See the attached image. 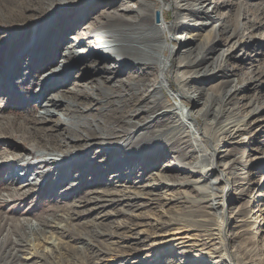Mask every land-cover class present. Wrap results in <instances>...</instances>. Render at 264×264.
I'll return each mask as SVG.
<instances>
[{"label":"bare ground","instance_id":"6f19581e","mask_svg":"<svg viewBox=\"0 0 264 264\" xmlns=\"http://www.w3.org/2000/svg\"><path fill=\"white\" fill-rule=\"evenodd\" d=\"M160 1L162 5L155 0H17L19 10L12 18L14 21H10L14 26L0 28V51L7 45L12 46L5 59L6 77L11 88L19 89L28 99L13 117L0 116V144L27 153L30 159L36 157L37 161L30 163L28 158L17 154L3 167L22 166L17 171L13 169L19 174L13 171L12 182L18 181L21 172L27 179L34 177V187H39L47 178L44 185L49 183L52 197L56 194L76 197L81 190L102 188V192L78 193L82 194H77L82 196L78 205L64 203L66 210H71L67 218L83 215L85 212L79 209L88 205L95 206L87 209L89 212L122 203L134 207L133 202L149 201L156 196L155 201L165 205L182 204L184 209L179 214L196 218L179 223L197 232V242L191 246L193 251L210 258L209 264H247L248 251L244 253L240 248V254H236L237 250L235 253L226 250V244L237 236H244L251 229V220L241 218L236 225L238 231L230 234L227 231L226 235L225 200L233 203L240 198L231 200L232 194L227 195L224 187L213 188V183H209V177L218 172L215 154L224 153L221 161L233 156L230 150L220 148L230 145L229 140L237 133L227 130L221 137L209 135L223 112L222 105L241 90L237 85L231 86L233 92L226 90L230 83L226 80L230 64L222 62L225 51L220 47L226 43L224 32L234 19L224 16L218 26L209 29V34L214 33L210 41H199L188 34L193 28L206 27V23H192V20L210 18L203 9L209 0ZM219 10L218 4L211 17L218 18ZM155 11L164 24L169 23V11H172L170 26L166 29L158 26L154 21ZM155 20L159 22L158 18ZM166 32H177V43L168 36L163 37ZM11 36L15 38L11 40ZM164 42H169L171 48L167 49ZM169 69L173 71L170 78L167 77ZM242 69L232 65L231 76H237L238 84L257 80L256 72L246 73ZM208 77L225 80L208 92L198 86ZM178 103L189 109L182 112L185 121L176 112ZM4 111L5 107L1 109ZM210 114L211 121L207 120ZM229 115L226 121L235 116L233 112ZM195 130L200 134L199 139L193 133ZM25 142H32L31 150L23 146ZM93 145L98 149L83 155ZM207 145L211 149L205 154ZM9 154V151L1 152L0 159L7 160ZM86 156L91 157L84 159ZM166 158L172 161L161 165L157 173L145 175ZM230 162H224V172L233 171L232 165L238 160ZM133 177L148 179L149 185L129 190L125 185ZM58 178L63 180L60 182ZM236 178L231 177L233 186ZM27 179L8 192L7 199L23 201L21 187L27 185ZM224 182L228 184L226 178ZM236 185V189L241 188L237 195L242 196L244 183ZM116 186L123 189L116 191ZM93 193L99 195L92 196ZM246 211L242 206L239 214ZM55 212L50 210L49 218L43 217L32 224L25 219H13L5 235H1L5 224L0 223V264H29L18 262L22 259L19 253L31 244L32 238L37 239L44 226L58 219ZM120 212L128 214L123 209ZM173 221L159 223L157 229H168L175 225ZM105 225L94 221L89 227L97 229ZM56 227L64 230L63 226ZM126 228L133 229V225L118 222L107 232L77 230L76 239L90 244L95 235L126 241L132 236L118 232ZM171 238L161 244H169L172 250L182 244L172 246L176 238ZM65 247H55V251L46 252V257L72 264L62 252ZM33 257L46 262L45 256L34 254ZM204 261L197 259L195 263Z\"/></svg>","mask_w":264,"mask_h":264},{"label":"rangeland","instance_id":"374dc122","mask_svg":"<svg viewBox=\"0 0 264 264\" xmlns=\"http://www.w3.org/2000/svg\"><path fill=\"white\" fill-rule=\"evenodd\" d=\"M155 1L162 5L160 0ZM218 4L220 5L219 17H211V12ZM167 9L171 10L170 8ZM203 9L208 11L210 18L202 17V19H194L192 23H206V27H199V29L193 28L188 35L197 38L199 41H208V39L210 41L214 33L209 34V29H211L213 25L218 26L224 16L234 19L232 25L224 32L227 41L221 44L220 47L225 51V57L222 59V62L230 64L228 72H226L228 77L226 80H230V83L226 85V90L230 91L232 85L241 87L238 93H235L226 104L222 105L223 112L219 115L216 123L209 131L210 136L215 135L216 137L223 136V133L227 130H230L232 134L237 132L235 137L229 140L231 143L230 145L220 148L221 150H230L233 156L221 161L220 156H223L224 153L219 152L215 154V168L218 169V172L209 177V183H213V188L224 187L227 195L232 194L231 200L238 197L240 198L237 201H233L235 204L226 202L224 198L226 213L224 223H228V227L225 229L226 235L227 231L229 234L238 231L236 225L241 218L244 217L251 220V229L248 230L244 236H237L228 245L226 244V250L235 253L236 250L238 252L241 248L240 250H243L244 253L248 251L249 256H247L245 260L247 264H264V0H209L206 4V9L205 6ZM18 10L17 0H0V28H3V25L13 27L14 23L10 21H14V16ZM171 12L172 11H169L170 20L168 24L162 22V18L158 11L154 12V21L158 23V26L166 29L167 26H170L172 21ZM156 18H158L159 22L155 20ZM217 29L216 35L219 32V27H217ZM30 32L31 30H29V33ZM166 36H168L173 43H177V32H172L171 34L166 32V35H163V37ZM14 38L15 36H11V40ZM164 45L167 49L171 48L169 42H164ZM11 48V45H7L4 50L0 51V116H7L9 118L16 115L21 110L25 99H28L19 89H12L11 85H9V78L6 77L7 64L5 63V59L10 54ZM232 65L243 68L242 71L246 73L256 72L257 80L252 83L246 81L238 84L237 76H231ZM171 76H173V71L169 69L167 77L170 78ZM223 80L225 79H211V77H208L203 80V83L198 84V86H202V88L209 92L210 89L214 90L218 88V85ZM163 84L166 86V82ZM245 86H249L250 89H246ZM231 92H233V90H231ZM217 94L216 92L215 95ZM4 107L5 111L1 112V109ZM176 109L178 116L185 121L186 118H184L182 112H187L189 109L183 108L179 103L176 104ZM230 112H233L235 116L226 121V118L230 116ZM210 118L211 114L208 115L207 120L211 121ZM199 129L201 130V128ZM193 133L198 139L200 138V134H198L196 130ZM13 142L17 143L15 140ZM32 145V142H25L23 146L31 150L30 148H32ZM96 149H98V147L93 145L83 155L95 151ZM210 149L209 145H207L204 149L205 154L209 153ZM15 150L9 149V146L7 147L3 143L0 144V153L3 151L10 152V156L6 158L7 160L0 159V223L5 224L4 229L1 230V235H5L7 233L6 231L8 229L10 230L8 224H10L11 220L25 219L28 222L30 221L29 223L31 224L37 223L39 219L43 217L49 218L48 215L51 214L50 210L52 209L56 210L55 215L58 217V219L49 224L48 227L44 226L42 228V233L38 232L36 240L30 237L32 238V242L30 245L26 246L24 252L19 253L22 259L18 262H26L29 264H64L63 261L59 262V260L53 256L46 257V252L50 253V251H55V247L61 245L67 246L65 247L66 250L63 249L62 252L66 253L67 256L65 257H68L72 264H89L90 262L92 264H200L201 262L195 263L197 259L206 260L202 262V264H209L208 261H211L205 254L191 249L192 244L197 242V232L190 231L188 227L184 228L181 224L179 225L181 220H196V218L179 214L181 210L184 209V205H165L162 201H155L158 199L156 196L150 197V202L148 199L133 202L132 204L134 207H127L122 203L99 207L89 212V210L95 208V206L88 205L79 209V211L85 212L83 215L75 218L73 217V219L67 218V214L71 210L69 209L67 211L64 203L78 205L79 201L82 199V196H77L78 193H87L91 191L102 192V188L81 190L76 193V197L69 194L62 197L56 194L52 197L49 183H47L46 186L44 185L47 182V178L43 180L44 182L41 181L39 183V187H34L32 186L34 177L32 176L27 179L21 172V175L17 176L18 181L12 182L10 178L13 173L22 166H20V164L9 167L3 166L6 162L11 161L12 155L16 156L18 154L17 156H22L24 159L29 157L27 153H19ZM121 150L125 151L126 148H121ZM91 156H86L84 159H89ZM36 159V157L34 159L28 158L30 163L36 162ZM115 159L117 158H114V160ZM235 159L238 160V162L232 165V167H234L232 168L233 171L229 172L226 170L224 172L222 167L224 162L231 163L230 161ZM171 161L172 160L169 158L164 159L158 163L156 168L148 170L145 175L148 176L153 172L157 173L161 165ZM88 163L87 161L86 164ZM203 164L204 166L207 165L206 163ZM54 166L56 167L58 165L54 164ZM134 167H136V165H134ZM16 174L18 175L19 173L16 172ZM47 175H50V173ZM232 176H238V179L236 178L234 180L235 186H233L231 182ZM225 178L228 184L224 182ZM26 179L27 185L21 187L23 196H20V200L23 199V201L11 202L10 198L7 199L8 192L14 191L20 186V183H26ZM62 180V178H58V181L61 182ZM219 182L223 183L217 186ZM75 183L77 184L78 182ZM242 183H244V194L238 196L237 194L241 188L239 187L236 189V184L242 185ZM124 185L125 183H123V186ZM143 185H149V180H141L140 178L136 179L133 177L130 184H126L125 186L130 187L129 190H139ZM121 189L123 188L118 186L114 188L116 191H120ZM234 189L236 190L234 191ZM96 195L99 194H92V196ZM7 201L9 202L7 203ZM99 205L105 204L101 203ZM242 206L246 207L247 211L246 213L244 212V214H239ZM121 209L127 211L128 214L119 213ZM108 213H115L116 216H106ZM131 215L140 216V218ZM262 218L263 220H261ZM172 219H174L173 222L175 225L161 231L157 229L159 223L172 221ZM94 221H96V223L103 222L106 225L97 229L89 227V224ZM118 222L128 226L133 225V229L126 228L119 229L118 231L122 236H132V239L123 241L117 238H100L92 234L89 240L90 244L76 239L77 230L89 233L90 231L93 233L94 230L107 232L110 231L109 228H114ZM56 225L63 226L64 230L56 227ZM171 237L176 238L172 246H176L177 243H182L173 250L169 249V244H161V242H168L171 240ZM215 242H218V240ZM91 245L96 247L94 248ZM215 246L217 247L218 244ZM189 250H192L189 254L183 252ZM34 254L45 256L46 262L41 258L33 257ZM236 254L240 253L238 252ZM23 258H28V260L25 261Z\"/></svg>","mask_w":264,"mask_h":264}]
</instances>
